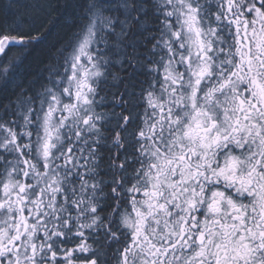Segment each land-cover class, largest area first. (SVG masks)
Here are the masks:
<instances>
[{
  "label": "snow or ice",
  "instance_id": "obj_1",
  "mask_svg": "<svg viewBox=\"0 0 264 264\" xmlns=\"http://www.w3.org/2000/svg\"><path fill=\"white\" fill-rule=\"evenodd\" d=\"M0 264H264V0H0Z\"/></svg>",
  "mask_w": 264,
  "mask_h": 264
}]
</instances>
